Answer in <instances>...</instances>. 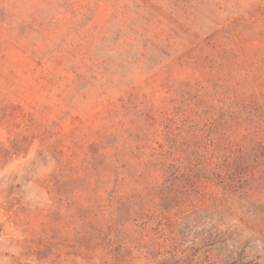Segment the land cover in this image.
<instances>
[{"label": "rangeland", "instance_id": "1", "mask_svg": "<svg viewBox=\"0 0 264 264\" xmlns=\"http://www.w3.org/2000/svg\"><path fill=\"white\" fill-rule=\"evenodd\" d=\"M215 82L264 91V0H0V264H150L108 239L133 229L127 207L111 215L114 160L128 164L118 196L146 206L154 142L135 133ZM256 217L230 264H264Z\"/></svg>", "mask_w": 264, "mask_h": 264}, {"label": "trees", "instance_id": "2", "mask_svg": "<svg viewBox=\"0 0 264 264\" xmlns=\"http://www.w3.org/2000/svg\"><path fill=\"white\" fill-rule=\"evenodd\" d=\"M212 85L209 95L171 99L158 132L135 133L154 142L140 161L139 179L151 185L144 187L146 206L138 207L145 203L139 195L118 196L128 164L115 158L111 215L115 220L127 207L133 225L128 240L121 231L108 234L118 256L150 264H230L234 244H227L256 231L257 210L264 208V91L255 85L245 91L242 82ZM136 116L147 127L155 124L151 110ZM140 151L137 144L131 153L139 159Z\"/></svg>", "mask_w": 264, "mask_h": 264}]
</instances>
